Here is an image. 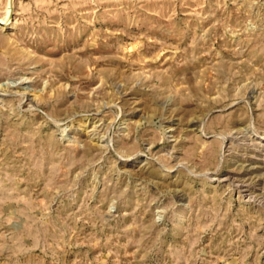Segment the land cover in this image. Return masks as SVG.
Masks as SVG:
<instances>
[{"label": "rangeland", "instance_id": "374dc122", "mask_svg": "<svg viewBox=\"0 0 264 264\" xmlns=\"http://www.w3.org/2000/svg\"><path fill=\"white\" fill-rule=\"evenodd\" d=\"M0 18V264H264V0Z\"/></svg>", "mask_w": 264, "mask_h": 264}, {"label": "bare ground", "instance_id": "6f19581e", "mask_svg": "<svg viewBox=\"0 0 264 264\" xmlns=\"http://www.w3.org/2000/svg\"><path fill=\"white\" fill-rule=\"evenodd\" d=\"M0 22H5L3 19L0 18Z\"/></svg>", "mask_w": 264, "mask_h": 264}]
</instances>
